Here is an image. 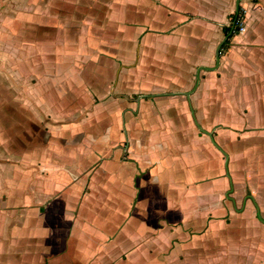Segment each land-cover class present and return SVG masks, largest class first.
I'll list each match as a JSON object with an SVG mask.
<instances>
[{
    "label": "crops",
    "instance_id": "crops-1",
    "mask_svg": "<svg viewBox=\"0 0 264 264\" xmlns=\"http://www.w3.org/2000/svg\"><path fill=\"white\" fill-rule=\"evenodd\" d=\"M132 3L127 32L55 59L34 128L1 125L13 114L0 100V264H264V151L245 150L252 191L238 207L236 180L220 174L230 149L200 110L241 104L244 120L264 121V0L239 1L246 28L217 66L235 0Z\"/></svg>",
    "mask_w": 264,
    "mask_h": 264
},
{
    "label": "rangeland",
    "instance_id": "rangeland-1",
    "mask_svg": "<svg viewBox=\"0 0 264 264\" xmlns=\"http://www.w3.org/2000/svg\"><path fill=\"white\" fill-rule=\"evenodd\" d=\"M9 2L11 5L10 7L6 6L4 12L7 19L4 23L0 22V29L7 31L0 36V100L7 102L1 105H5L7 113L13 114L14 121H4L1 122V125L14 123V127L11 129L34 128L35 123H38L36 119L38 112H50L46 109L48 105L38 103V85L40 80L43 81L44 85L47 80L51 81L49 76L54 73L59 74L57 70L60 68L61 61L56 62L55 59L62 60L63 54L70 56L77 53L79 46L83 43L86 44L90 41V46L93 45L94 37L108 43L117 32H127L121 26L132 20L128 12L131 11V8L135 9L136 6L132 0H10ZM239 11L246 24L245 12ZM233 17L231 15L230 19L233 20ZM40 22L42 24H39ZM68 28L69 31H67ZM67 33L69 36H74V44L68 45L66 43L65 35ZM7 34L10 38L12 37L11 40L6 37ZM43 35L45 38H38ZM56 53H58L57 57ZM106 62L109 63L110 61ZM38 63L41 65L38 66ZM76 63L80 62L77 61ZM52 64L57 66L55 68L50 67L52 70L50 71L49 66ZM194 70L190 73L193 76V83L196 69ZM173 74L178 76L179 73L173 72ZM193 86H190L188 90L192 89ZM46 87L49 88V82ZM176 90L180 89L169 90L167 94ZM76 92L79 93L80 105L86 106V95L83 94L80 87L76 89ZM46 93L51 96V99L48 98V102L55 101L50 91L41 93V96L42 94L46 95ZM164 101H161V106L167 107L170 102L167 99ZM179 106L183 110L187 109L190 113L188 105L179 103ZM200 106H202V109L200 107L202 113L208 115V117L206 115L208 121L204 120L203 122L204 127L209 124L214 134H222L224 147L227 146L230 149L229 154L233 163H231L230 169H227L228 172L225 168H221L220 174L223 176L227 174L236 180V206L240 207L252 191L248 184L243 185V181L246 180L245 176L249 175L248 170H250L249 164L243 163L245 150L260 146L261 151H264V136L261 135L264 134V121H258L259 124H257L244 120L243 117L246 116L242 114L244 106L241 104L233 105V108L230 109L226 104L212 103L209 100ZM221 111L224 113L222 114ZM216 114H219L220 118H215ZM27 117L33 119L30 120ZM48 122H52L51 118ZM198 123L200 124V122ZM201 126L203 128V125ZM224 152L228 154L227 150ZM261 156L256 154L254 160L261 159ZM255 173H258L257 168ZM255 186L257 189L259 186L263 188L264 183L261 185L256 183ZM234 191V188L230 191V197H234ZM244 196L245 198H243ZM155 203L162 205L161 200H156Z\"/></svg>",
    "mask_w": 264,
    "mask_h": 264
},
{
    "label": "water",
    "instance_id": "water-1",
    "mask_svg": "<svg viewBox=\"0 0 264 264\" xmlns=\"http://www.w3.org/2000/svg\"><path fill=\"white\" fill-rule=\"evenodd\" d=\"M239 1L240 0H235V11H234V14L237 15L238 11H239ZM232 33V27L229 31L228 34H226L224 36V38L222 39V41H220V43L217 45L216 47V50H215V59H216V66L218 65L219 63V53H220V48L221 46L224 44V42L227 40V38L231 35ZM201 68H208V67H199L198 70H197V73H196V83H195V86L193 87L192 90L188 91L185 93V95L188 97L190 95V93L196 88L197 84H198V80H199V71ZM209 68H213V67H209ZM192 114H193V111H192ZM194 118V121H195V124L197 125V127H199L201 129V126L198 124V122L196 121V118L193 116ZM209 134V133H208Z\"/></svg>",
    "mask_w": 264,
    "mask_h": 264
},
{
    "label": "built area",
    "instance_id": "built-area-1",
    "mask_svg": "<svg viewBox=\"0 0 264 264\" xmlns=\"http://www.w3.org/2000/svg\"><path fill=\"white\" fill-rule=\"evenodd\" d=\"M232 33H242L244 32L246 26H245V20L242 17L240 11H238L237 15L234 14L233 20H232Z\"/></svg>",
    "mask_w": 264,
    "mask_h": 264
},
{
    "label": "trees",
    "instance_id": "trees-1",
    "mask_svg": "<svg viewBox=\"0 0 264 264\" xmlns=\"http://www.w3.org/2000/svg\"><path fill=\"white\" fill-rule=\"evenodd\" d=\"M240 10V9H239ZM230 29H231V25L230 26H228V27H226V28H224V32H225V34H228L229 33V31H230ZM232 35V34H231ZM230 35V36H231ZM227 41L228 40H226L225 42H224V44L221 46V47H223L226 43H227Z\"/></svg>",
    "mask_w": 264,
    "mask_h": 264
}]
</instances>
